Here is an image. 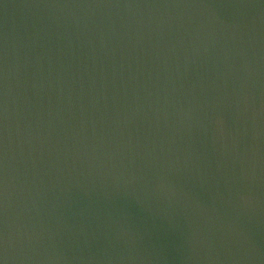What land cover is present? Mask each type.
<instances>
[{
	"label": "water",
	"instance_id": "obj_1",
	"mask_svg": "<svg viewBox=\"0 0 264 264\" xmlns=\"http://www.w3.org/2000/svg\"><path fill=\"white\" fill-rule=\"evenodd\" d=\"M0 264H264V0H0Z\"/></svg>",
	"mask_w": 264,
	"mask_h": 264
}]
</instances>
